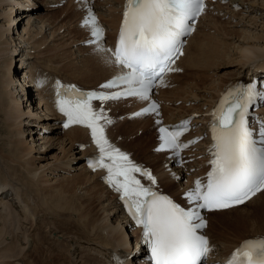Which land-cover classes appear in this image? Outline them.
I'll use <instances>...</instances> for the list:
<instances>
[{"label": "bare ground", "instance_id": "6f19581e", "mask_svg": "<svg viewBox=\"0 0 264 264\" xmlns=\"http://www.w3.org/2000/svg\"><path fill=\"white\" fill-rule=\"evenodd\" d=\"M59 2L0 0V108L6 116L3 129L0 127L6 136L1 143L6 153L0 147V264H147L143 262L144 252L138 249L141 230L133 229L123 216L120 194L102 180L107 170L90 171L85 166V158L99 155L90 129L71 125L76 127L62 134L60 130L67 128L60 125L67 118L55 103L57 81L62 86L79 83L81 89H99L119 74L108 52H98L95 44H84L91 37V29L81 23L87 6L95 3L104 7L96 15L105 33L100 46L112 48L124 0H67L60 14L52 17V6ZM214 4V10L203 13L184 55L172 68L183 69L177 76L180 82H174L177 89L160 92L165 104L160 118L133 115L148 102L137 97L100 103L110 106L115 113L113 119L119 117L105 129L109 142L127 153L136 165L142 164L157 183L152 185L147 177L133 175L145 187L167 193L182 205H187L183 194L209 169L207 129L210 111L221 92L264 66V0H216ZM24 19L25 25H21ZM20 26L22 30L16 35ZM223 69L226 72L221 73ZM29 83L38 89L37 103L29 93ZM25 86L27 90H23ZM174 101H180V105L169 106ZM136 121L144 125H133ZM182 121H188L189 134L202 141L196 146L200 152L195 154L203 158L186 165L182 156L176 166L167 157L170 151H157L161 133L155 130V124L168 128ZM121 123H131L130 132ZM147 128L152 131V143L156 142L155 151L150 153L143 145ZM128 134L137 136L132 143ZM88 136L90 143H86ZM81 143L88 145L83 151L77 146ZM50 149L54 150L52 154ZM187 155L192 158L194 153ZM5 192H9L8 197H3ZM263 196L264 190L240 207L207 215L209 264L218 260L226 264L225 257L244 239L264 237L262 231L251 234L240 226L253 219L250 214L240 215L241 211L260 203ZM231 213L236 214L234 219L227 217ZM214 218L219 224L218 240L213 232Z\"/></svg>", "mask_w": 264, "mask_h": 264}, {"label": "snow or ice", "instance_id": "6c2138e0", "mask_svg": "<svg viewBox=\"0 0 264 264\" xmlns=\"http://www.w3.org/2000/svg\"><path fill=\"white\" fill-rule=\"evenodd\" d=\"M205 8L204 0H126L123 21L114 49L101 47L104 32L91 10L83 21L90 27L89 44L98 52H108L113 62L122 69L121 75L100 85L105 91L81 92L75 86H62L56 82V106L67 119L64 127L82 125L90 129L91 138L99 155L90 161L95 170H107L105 181L120 194L129 216L142 227V242L151 250L152 264H201L209 251V241L202 233L207 226L202 210L226 209L242 204L257 191L264 189V122L254 133L249 126V107L259 96L254 84L232 89L219 102L212 113V139L206 182L194 181V187L184 193L188 206H181L167 195L145 187L134 173L151 182L156 177L147 169L136 165L108 140L105 125L113 121L101 107L95 110L92 101H118L137 97L147 101L155 82L168 71L181 53V38L193 29L190 21ZM118 89L116 91H107ZM152 103L139 116L156 111ZM159 123V122H158ZM180 130L160 128L161 145L157 151L172 149L177 152L187 144L179 143ZM257 137V138H254ZM123 264V261L121 262ZM227 264H264V239L245 241L236 249Z\"/></svg>", "mask_w": 264, "mask_h": 264}, {"label": "rangeland", "instance_id": "374dc122", "mask_svg": "<svg viewBox=\"0 0 264 264\" xmlns=\"http://www.w3.org/2000/svg\"><path fill=\"white\" fill-rule=\"evenodd\" d=\"M51 1V0H50ZM66 2H67V0H65V1H62V2H60V3H58L57 5H55V6H52V9L53 10H51V12L49 13V15H51L52 17H55V16H58L59 14H60V11L63 9V7L66 5ZM238 11V10H237ZM25 21H26V19H24L23 21H21V25L23 24V25H25ZM220 21H222V20H220ZM219 21V22H220ZM222 24L224 23V22H221ZM36 24L37 23H35V26H36ZM38 26V25H37ZM36 26V27H37ZM21 27L22 26H20L19 27V32H17L16 33V35L18 34V33H20V31L22 30L21 29ZM15 34V33H14ZM214 37H217L218 35H213ZM16 37V36H15ZM82 45V44H81ZM17 46V45H16ZM17 59L15 58V61H16ZM63 65V64H62ZM71 71L70 72H72L73 70L72 69H70ZM223 72H226V70L225 69H223L222 71H221V73H223ZM78 75V74H77ZM76 74H74L73 76H77ZM178 75V74H177ZM15 77H14V79L16 80H18V82L17 83H19V79H18V77H17V75H14ZM29 93H31L32 94V89H30V92ZM32 97H34V94H32L31 95ZM6 106V105H5ZM7 107V106H6ZM101 107H103L104 108V110H105V114H108L107 116H109V117H111L113 114H115L112 110H110V106L109 105H107V104H96L95 105V109H100ZM1 109H2V106H1V108H0V116H1V118H0V127H2V129H3V125H2V122L3 121H5L4 120V117H5V119H6V116H4V115H2L3 113V110L1 111ZM185 109H188V108H185ZM119 112H120V110H119ZM157 118V117H156ZM160 118V117H159ZM119 119V117H116L115 119H113V121H116V120H118ZM120 119H121V116H120ZM2 120V121H1ZM133 123H135V124H133V125H138V126H142V125H144V122H141V121H136V122H133ZM122 124V123H121ZM130 124L131 123H124V124H122V126H124V127H128V129L126 130V132H130ZM159 124L160 123H156L155 124V130H159L162 126H159ZM126 125V126H125ZM137 127V126H136ZM42 131H46V129L45 130H42ZM121 133L122 134H125L124 132H122L121 131ZM143 135H145L144 136V139L146 140L145 142H143V145H145V148L147 149L145 152H148V153H150L151 151H155V147H156V142L154 143H152V140H153V138H151V136H152V131H151V129L150 128H147V130L144 132V134ZM6 136H5V133H3V130H2V133H1V131H0V147H1V149H3L4 151H5V153H6V149H4V148H6V146L4 147V145H2L1 143H3V138H5ZM127 137V139H128V141H130V143H132L136 138L135 137H137V136H133L132 134L130 135V134H128V136H126ZM29 137H27V141L28 142H30V140L29 139H31V138H29ZM36 138V137H35ZM34 138V139H35ZM132 140V141H131ZM127 141V140H126ZM146 142L148 143L147 145H146ZM152 143V144H151ZM31 144V143H30ZM34 144V143H33ZM151 147V148H150ZM56 149H57V147H56ZM49 152L52 154V152H54V150L53 149H50L49 150ZM6 155V154H5ZM148 155V154H147ZM141 156V155H140ZM140 156H137L138 158H141ZM157 161V160H156ZM155 161V162H156ZM158 164H156V166H157ZM73 173V172H72ZM71 176H73L72 174H71ZM37 192H36V196H37ZM42 196V195H41ZM40 196V197H41ZM39 197V198H40ZM36 198V197H35ZM37 199V198H36ZM262 200V201H261ZM29 201H32V200H29ZM261 201V202H260ZM259 202L260 203H258L257 202V204H251V205H249V206H247V207H245L244 208V210H242L241 211V213H243V214H241L240 213V215H246V214H250V215H252V217H253V219H249L245 224H240V226H241V228H243V230H245V232H247V230H248V232H250L251 234L252 233H259V232H261L260 234H264V228H263V226H264V196H263V198H261L260 200H259ZM256 205H258V206H256ZM259 206H261V207H263V208H261L262 210H260V211H257L256 213H255V211H256V209L259 207ZM36 210V209H35ZM37 211V210H36ZM35 211V212H36ZM228 215V214H227ZM226 215V216H227ZM234 215H236L235 213H231V214H229L227 217H232L233 219H234ZM228 219V218H227ZM232 219V220H233ZM255 221H256V223L260 226H258L256 223H255ZM251 224H252V226L253 225H255V226H253V227H255V228H253L252 226H251ZM212 226H213V232L215 233V240H218V237L216 236V234L218 233V230H219V228H218V226H219V224H218V222H217V219L216 218H214L213 219V223H212ZM257 227V228H256ZM29 228V227H28ZM248 228V229H247ZM249 228H250V230H249ZM261 228V230H259ZM251 229H256L255 231L254 230H251ZM252 231V232H251ZM254 231V232H253ZM46 245H48V246H46ZM44 244L43 246H45V247H51V244L49 245V244ZM52 248V247H51ZM55 248V247H54ZM46 257V254H44V258ZM46 260H47V258H45Z\"/></svg>", "mask_w": 264, "mask_h": 264}]
</instances>
